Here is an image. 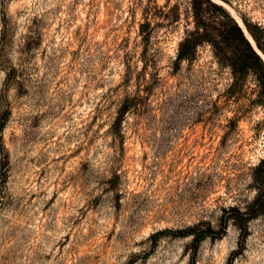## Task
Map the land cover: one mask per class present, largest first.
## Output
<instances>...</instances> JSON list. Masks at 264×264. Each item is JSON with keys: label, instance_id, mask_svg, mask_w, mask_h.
I'll list each match as a JSON object with an SVG mask.
<instances>
[{"label": "rangeland", "instance_id": "obj_1", "mask_svg": "<svg viewBox=\"0 0 264 264\" xmlns=\"http://www.w3.org/2000/svg\"><path fill=\"white\" fill-rule=\"evenodd\" d=\"M193 27L191 0H0V264H264V212L233 219L262 86L207 43L180 59Z\"/></svg>", "mask_w": 264, "mask_h": 264}, {"label": "trees", "instance_id": "obj_2", "mask_svg": "<svg viewBox=\"0 0 264 264\" xmlns=\"http://www.w3.org/2000/svg\"><path fill=\"white\" fill-rule=\"evenodd\" d=\"M191 12L194 27L187 30L186 36L180 42L178 57L191 58L199 45L207 43L211 45L218 61L231 69L235 80H240L252 71L260 80L264 93V26L244 19L243 27L232 13L216 0H191ZM4 126L3 119L0 121V131ZM261 162L263 164L264 159ZM260 170L259 165L254 175L258 188L255 198L246 209L235 208L239 216H234L233 219L245 231L249 221L264 212V186ZM206 236L210 234L203 233L198 240Z\"/></svg>", "mask_w": 264, "mask_h": 264}, {"label": "bare ground", "instance_id": "obj_3", "mask_svg": "<svg viewBox=\"0 0 264 264\" xmlns=\"http://www.w3.org/2000/svg\"><path fill=\"white\" fill-rule=\"evenodd\" d=\"M238 18V21H239V23L243 26V27H245L244 26V23H243V21H242V19L238 16L237 17ZM246 31V30H245ZM247 34H248V36L250 37V39L254 42V40L252 39V37L250 36V34L248 33V32H246Z\"/></svg>", "mask_w": 264, "mask_h": 264}]
</instances>
